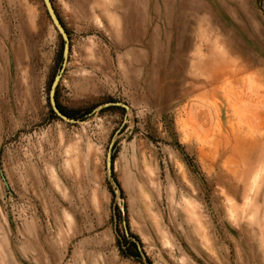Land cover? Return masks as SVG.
<instances>
[{
    "label": "rangeland",
    "instance_id": "374dc122",
    "mask_svg": "<svg viewBox=\"0 0 264 264\" xmlns=\"http://www.w3.org/2000/svg\"><path fill=\"white\" fill-rule=\"evenodd\" d=\"M50 2L65 60L0 0V264H264V0Z\"/></svg>",
    "mask_w": 264,
    "mask_h": 264
},
{
    "label": "water",
    "instance_id": "95a60500",
    "mask_svg": "<svg viewBox=\"0 0 264 264\" xmlns=\"http://www.w3.org/2000/svg\"><path fill=\"white\" fill-rule=\"evenodd\" d=\"M44 7L46 9V12L49 16V19L52 23V25L54 26V28L56 29V31L58 32V34L60 35L62 42H63V46H62V55L64 60L66 59L68 52H69V44H68V36L67 33L64 29V27L62 26L61 22L59 21L53 7L52 4L50 2V0H42ZM60 79V74H56L52 81H51V85L48 91V100L50 103V106L52 108V111L59 117L66 119V120H70L72 118L68 117L67 115H65L63 112H61V110L58 108L57 104H56V99H55V87L58 83ZM109 104V103H106ZM109 163V160L107 161Z\"/></svg>",
    "mask_w": 264,
    "mask_h": 264
},
{
    "label": "trees",
    "instance_id": "16d2710c",
    "mask_svg": "<svg viewBox=\"0 0 264 264\" xmlns=\"http://www.w3.org/2000/svg\"><path fill=\"white\" fill-rule=\"evenodd\" d=\"M55 99H56V96H55ZM56 104H57L58 108L61 110V112H63L65 115H67L68 117H71V118L75 117V115L73 113L67 112L66 110H64L62 108V106L57 102V99H56ZM130 238L132 240L127 239L126 236H123V241L122 242L124 243V245H126V247L128 249H132V253H130V255H133V256H135V257L140 259V253H139V250H138V245L136 243V239L133 236H130ZM121 251L123 252L124 250L121 249Z\"/></svg>",
    "mask_w": 264,
    "mask_h": 264
},
{
    "label": "bare ground",
    "instance_id": "6f19581e",
    "mask_svg": "<svg viewBox=\"0 0 264 264\" xmlns=\"http://www.w3.org/2000/svg\"><path fill=\"white\" fill-rule=\"evenodd\" d=\"M250 183V182H249Z\"/></svg>",
    "mask_w": 264,
    "mask_h": 264
}]
</instances>
